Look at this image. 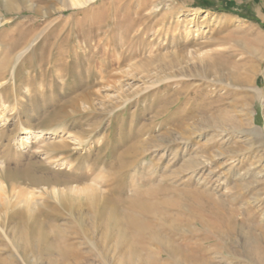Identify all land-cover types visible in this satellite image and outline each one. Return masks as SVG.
<instances>
[{"label": "rangeland", "instance_id": "rangeland-1", "mask_svg": "<svg viewBox=\"0 0 264 264\" xmlns=\"http://www.w3.org/2000/svg\"><path fill=\"white\" fill-rule=\"evenodd\" d=\"M64 1L0 0V264H105V253L118 264L124 238L107 223V198L124 200V215L132 196H149L160 183L206 188L217 200L237 196V176L252 164L253 177L264 181V143L245 134L254 129L251 119L264 131V0H94L78 8ZM174 54L183 62L172 72L164 64ZM204 58L215 67L202 65ZM235 75H254L262 96ZM218 96L225 99L214 108L239 121L244 134L221 136L199 124L206 98ZM235 98L251 104L235 107ZM28 133L34 136L26 142ZM41 138L49 143L42 150ZM210 141L217 145L207 153ZM237 143L258 151L243 169L221 151ZM193 159L208 166L191 168ZM29 193L40 203L34 212L18 203ZM263 193L259 185L237 203L251 210L259 239L264 202L255 195ZM6 196L14 198L6 204ZM29 216L42 223L33 224L54 252L36 241L37 252L24 260L21 247L36 239ZM232 235L235 243L205 242L212 263L256 264L243 236ZM254 245L264 255V242ZM70 246L81 261L61 257Z\"/></svg>", "mask_w": 264, "mask_h": 264}, {"label": "bare ground", "instance_id": "bare-ground-1", "mask_svg": "<svg viewBox=\"0 0 264 264\" xmlns=\"http://www.w3.org/2000/svg\"><path fill=\"white\" fill-rule=\"evenodd\" d=\"M91 1L94 0H65L64 4L69 8H78L89 4ZM175 56L176 54L172 56L173 58H171L169 62L164 64L165 68L172 69V72L179 70L175 67L180 64L182 65L183 62L181 60L182 58H174ZM206 62L211 63L210 67H215V62L213 60H206L205 58L201 60L202 65ZM180 69H182L180 70L181 72H187V69L183 67ZM253 76L254 75H250L244 78L235 75L234 80L238 81V83L242 82L243 84L251 82L252 87L256 92L255 94H258L260 97L263 92L261 87L257 85V79H253ZM221 81L215 80L214 83L218 84ZM220 84H222V82ZM198 91L199 90H197V92ZM224 99V97L220 96H218V99L216 100L212 97L206 98L207 104L206 108H204V116L200 118L201 123H199L203 125L207 131H212L214 129L220 131L221 133L218 134L221 136L224 132L238 133V130H240L239 126L241 125L236 119L228 121L225 116H221L222 114L214 108V105L217 102L219 104L223 102ZM250 104L251 102H249V100L235 98L231 105L235 107H244ZM251 122L254 125V129L245 131V134L251 136L253 142L258 141L260 144L264 143V131L260 130L252 119ZM182 125L185 126V123L182 122ZM220 128L223 129L220 130ZM183 130L188 137L192 136L190 131L185 128H183ZM241 134H244V132ZM32 136H34V134L28 133L26 142H28ZM37 143H39L37 149L39 148L40 150L49 146V143L42 138L40 142L36 141V144ZM216 145L217 143L215 141L208 142L205 146V151L212 152ZM31 146H28L29 149H32ZM34 146L36 147V145ZM218 147L220 146L218 145ZM251 147L252 146H244L237 143L232 149L221 147V151H223L222 153L224 155L234 160V162L238 160V169H243L253 157L254 152H257L256 154H258V151L253 150ZM45 156V160L48 161V163H52L55 159L50 153H46ZM206 161L200 163L196 159H193L189 160L187 163L191 168H196L201 165L208 166L209 162L207 159ZM213 161L214 160L211 159V163ZM252 165H250L251 168L245 169L243 175L240 177L237 176L236 182L239 184L231 190L237 192L235 198L230 195L224 196L225 199L222 196H218L216 200L212 198L209 190L206 188L196 191L180 190L176 189L172 183H160L156 187V190H153L155 193H149V196H144L139 193L136 194L137 196H132L127 204V209L124 211V215L119 213L118 210L120 202L124 200L119 198H107L109 206L112 207L107 223L110 225L111 230H115L119 227V231L124 238V242H120V249L124 250L123 255H120L123 262L118 264H213L209 251L206 247H203V245L206 244L205 242L220 241L228 238L231 243H235L236 240L231 237L235 232L243 236L245 247L247 248V254L251 260H255L256 264H264V255L259 252L260 250H258V247L254 245L259 243V241L264 242V239L261 238V240L254 234V230H256L257 227L253 222L252 216H250L251 210L237 207L238 201H243L247 197V192H251L253 188L259 185H264V181L262 182L261 179L253 177L252 172H250L252 171ZM2 171L3 168L0 169V176ZM234 171H236V168ZM72 188L73 191L79 189L77 187ZM87 189L90 190L89 188ZM2 192L6 194L4 181L0 177V193ZM53 192L56 193L55 190H53ZM34 195V193H29L27 198H21L18 203L27 207L29 212H34L32 211L33 208H36L37 205L40 204L38 200L32 198ZM230 197L233 199H230ZM255 197L256 200L264 202V198H261V194H256ZM11 198H14V196H6L3 200L7 204L10 203ZM238 215L243 218L241 219ZM35 217L38 218L36 215ZM31 218L33 221V217ZM248 220H250L249 223ZM35 221L30 222L31 224L29 223V226L33 227L31 228V232L36 237V239H31V241H34V245L31 242L32 246H25L28 249L24 248V245L21 247V255L24 260L25 257H29V251H32L33 254L37 252L35 248L36 241H38V245L42 252H54V248L52 247L54 245L51 242L49 235L45 231L39 233L34 227V224L40 225L42 223ZM93 221L94 219L92 218V222ZM261 229L264 230V226H262ZM84 231L90 230L84 229ZM151 245L157 246L160 252L155 254L148 251L147 246ZM76 248L80 249V246H77ZM61 249H64L59 252L62 258H72L74 262L82 260L81 256L83 255H81L76 249L74 250L72 246L68 249ZM143 249H147L146 251L149 253L147 256L142 254ZM69 250H72V253L69 252ZM103 260L105 264H114L110 260L108 253L103 255Z\"/></svg>", "mask_w": 264, "mask_h": 264}]
</instances>
